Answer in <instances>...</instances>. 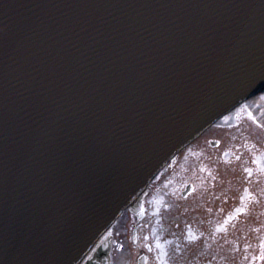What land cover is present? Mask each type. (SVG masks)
I'll use <instances>...</instances> for the list:
<instances>
[{
    "label": "water",
    "instance_id": "1",
    "mask_svg": "<svg viewBox=\"0 0 264 264\" xmlns=\"http://www.w3.org/2000/svg\"><path fill=\"white\" fill-rule=\"evenodd\" d=\"M263 89L264 0H0V264H81Z\"/></svg>",
    "mask_w": 264,
    "mask_h": 264
},
{
    "label": "rangeland",
    "instance_id": "2",
    "mask_svg": "<svg viewBox=\"0 0 264 264\" xmlns=\"http://www.w3.org/2000/svg\"><path fill=\"white\" fill-rule=\"evenodd\" d=\"M141 204L112 226L111 264H264V89L183 147Z\"/></svg>",
    "mask_w": 264,
    "mask_h": 264
},
{
    "label": "bare ground",
    "instance_id": "3",
    "mask_svg": "<svg viewBox=\"0 0 264 264\" xmlns=\"http://www.w3.org/2000/svg\"><path fill=\"white\" fill-rule=\"evenodd\" d=\"M211 127V126H210ZM163 169V168H162ZM161 169V170H162ZM160 170V171H161ZM159 171V172H160ZM158 172V173H159ZM158 174H156V176H157ZM155 176V177H156ZM154 177V178H155ZM153 178V179H154ZM152 179V180H153ZM117 220V219H116ZM115 220V221H116ZM115 221L107 228V230L101 235V237L98 239V241L96 242V244H95V246H94V248L92 249V251H91V253H89L88 255H87V257L84 259V261L81 263V264H91L92 262H95L96 261V255H95V249L97 248V247H99L100 245H103V244H105L106 242H108V238H109V235H110V232H111V228H112V226H113V224L115 223Z\"/></svg>",
    "mask_w": 264,
    "mask_h": 264
},
{
    "label": "flooded vegetation",
    "instance_id": "4",
    "mask_svg": "<svg viewBox=\"0 0 264 264\" xmlns=\"http://www.w3.org/2000/svg\"><path fill=\"white\" fill-rule=\"evenodd\" d=\"M186 187H187V186H185V187H183V188L181 189V195H182L183 192L185 191ZM194 193H195V186L193 185V191H192L191 193H189L188 196H187L186 198H184V199H187L190 195H192V194H194ZM117 248H118L119 250L122 249L121 246H119V247H117Z\"/></svg>",
    "mask_w": 264,
    "mask_h": 264
}]
</instances>
